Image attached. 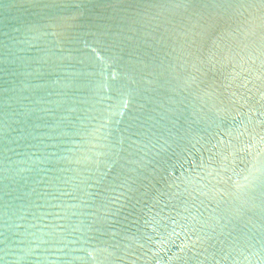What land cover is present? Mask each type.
<instances>
[{
  "label": "water",
  "instance_id": "obj_1",
  "mask_svg": "<svg viewBox=\"0 0 264 264\" xmlns=\"http://www.w3.org/2000/svg\"><path fill=\"white\" fill-rule=\"evenodd\" d=\"M0 264H264V0H0Z\"/></svg>",
  "mask_w": 264,
  "mask_h": 264
}]
</instances>
